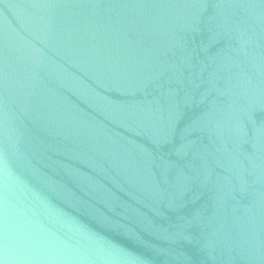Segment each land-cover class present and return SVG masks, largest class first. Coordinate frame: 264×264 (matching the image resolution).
<instances>
[{"label":"water","instance_id":"95a60500","mask_svg":"<svg viewBox=\"0 0 264 264\" xmlns=\"http://www.w3.org/2000/svg\"><path fill=\"white\" fill-rule=\"evenodd\" d=\"M0 264H264V0H0Z\"/></svg>","mask_w":264,"mask_h":264}]
</instances>
